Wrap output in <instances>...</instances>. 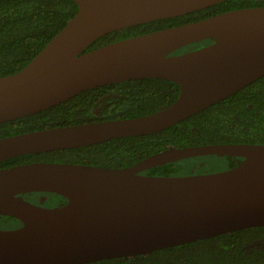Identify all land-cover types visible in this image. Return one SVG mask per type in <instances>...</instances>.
<instances>
[{"label":"water","instance_id":"obj_1","mask_svg":"<svg viewBox=\"0 0 264 264\" xmlns=\"http://www.w3.org/2000/svg\"><path fill=\"white\" fill-rule=\"evenodd\" d=\"M224 0H74L77 12L19 71L0 76V123L32 115L97 86L161 78L178 97L152 113L55 126L0 138V162L113 138L156 133L264 75V5L227 10L84 51L120 29ZM215 39L196 49L186 46ZM241 158L187 175L145 170L190 158ZM51 192L45 207L23 198ZM0 264H82L128 258L243 228L264 226V143L170 146L126 167L38 161L0 168Z\"/></svg>","mask_w":264,"mask_h":264},{"label":"trees","instance_id":"obj_2","mask_svg":"<svg viewBox=\"0 0 264 264\" xmlns=\"http://www.w3.org/2000/svg\"><path fill=\"white\" fill-rule=\"evenodd\" d=\"M263 5L264 0H224L185 15L107 33L84 51L227 10ZM76 12L74 0H0V76L22 69ZM213 40L200 41L176 53L199 48ZM179 92L180 87L176 83L151 77L97 86L40 112L0 123V138L55 126L146 115L171 104ZM216 143H264V75L228 97L156 133L113 138L72 149L25 154L1 161L0 168L38 161L119 168L130 166L170 146ZM225 157L228 160L227 168L235 166L240 160ZM197 158L200 157L186 160ZM180 162L150 168L144 173L179 175V170L183 171ZM202 170L210 169L206 166ZM53 194L62 203L66 202L65 198ZM262 241L264 226L249 227L146 255L82 264H264V248L259 246Z\"/></svg>","mask_w":264,"mask_h":264},{"label":"rangeland","instance_id":"obj_3","mask_svg":"<svg viewBox=\"0 0 264 264\" xmlns=\"http://www.w3.org/2000/svg\"><path fill=\"white\" fill-rule=\"evenodd\" d=\"M179 165L180 168L183 169V171L179 170V175L198 174L227 169L228 160L223 155H209L200 156V158L197 159L181 161ZM206 166L210 170L203 171L202 169ZM26 194L27 195H23L24 199L41 206L57 207L63 204L62 201L51 192H33L29 193L30 195L28 193ZM19 225L20 222L18 220L0 215V229H13L17 228ZM259 246L264 248V241L259 243Z\"/></svg>","mask_w":264,"mask_h":264},{"label":"flooded vegetation","instance_id":"obj_4","mask_svg":"<svg viewBox=\"0 0 264 264\" xmlns=\"http://www.w3.org/2000/svg\"><path fill=\"white\" fill-rule=\"evenodd\" d=\"M241 159V158H240ZM240 161V160H239ZM238 163V162H237Z\"/></svg>","mask_w":264,"mask_h":264}]
</instances>
